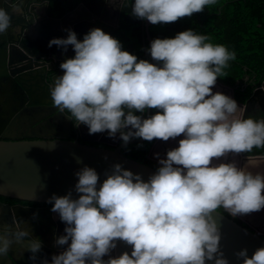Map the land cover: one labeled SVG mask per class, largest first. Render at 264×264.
<instances>
[{
  "label": "clouds",
  "instance_id": "clouds-1",
  "mask_svg": "<svg viewBox=\"0 0 264 264\" xmlns=\"http://www.w3.org/2000/svg\"><path fill=\"white\" fill-rule=\"evenodd\" d=\"M216 3L134 0L131 15L152 25L169 24ZM22 5L23 0L9 4L11 14L0 7V35L12 26L13 15L23 14ZM65 31L67 38L48 44L65 52L71 46L75 53L59 65L63 75L49 89L54 108L70 113L88 135L107 132L116 139L119 133L124 146L133 139H183L159 159L160 167L147 182L118 163L105 171L102 184L95 169L77 171L74 189L47 200L65 224L64 234L54 238V247L64 250L52 255L51 264H229L213 213L223 208L236 218L264 210V175H253L234 160L219 162L264 148V120L237 116L245 108L212 91L235 52L186 30L151 41L147 52L156 63H150L122 51L121 43L100 28L91 29L82 41L74 31ZM148 109L156 110L149 118L135 114ZM117 242L130 246L131 253L113 258ZM14 244L31 253L33 264L43 247L19 221L14 230L0 227V257ZM234 255L243 264H264V247L251 258L247 249Z\"/></svg>",
  "mask_w": 264,
  "mask_h": 264
},
{
  "label": "water",
  "instance_id": "water-1",
  "mask_svg": "<svg viewBox=\"0 0 264 264\" xmlns=\"http://www.w3.org/2000/svg\"><path fill=\"white\" fill-rule=\"evenodd\" d=\"M34 1L36 0H23L22 15L25 14L27 6H29V4ZM15 3H17V0H6L2 7L8 8L9 4ZM79 9L84 12L83 15L78 17L79 20L87 19V21H91L94 15H98L96 12V7L92 4H90L88 8H86L83 4H80L79 7L74 11L75 14ZM8 11L10 13L11 9L8 8ZM28 13L30 17L31 15H34L32 5L31 8L28 9ZM20 17H15L14 15L12 16V20H15L17 25L11 26L5 35L6 41L5 48L3 49V54L8 57L9 66L11 67L12 65L16 64V67L24 68L23 70L22 68H20L22 72H27L30 69L36 68L35 70L31 71L35 72L36 74L39 73V71L40 73H45L46 70H55V64L47 62L49 56L46 57L44 55H39L38 53L34 54V52H48V49L46 48L47 46L44 43L37 44L34 42L36 51L34 48H25L24 45L17 47L14 44L15 35H13L12 27L20 26ZM69 17H71L70 14H67L62 19H55L53 20V22L56 23V27H59L60 22L66 21ZM46 18L48 20H52L48 17L47 11ZM75 18L77 19V17ZM142 30L144 31L143 23ZM17 35L18 37H23L24 31L22 30V28H19V32L17 33ZM36 36V34H34L33 37H31V35H26V39L22 38V40L32 41V38ZM39 38L44 39L41 36ZM143 42L146 60L150 62L145 46L144 35ZM73 54H75L74 51ZM29 57L31 58L29 59ZM52 58L54 59V57ZM28 60L33 64V66H25V64L27 63L26 61ZM54 60L56 62L63 61V59L61 58H55ZM20 72L21 71H18V75L15 76L17 78L16 80L18 81ZM216 83L223 86L224 88H229L233 95V88L227 87L226 85L218 81ZM37 84H39V89L36 97L41 102H36V100L33 102L36 104L42 103V105L45 106L47 104V98L50 95L49 89L50 87H52V85L47 82L45 75L39 76ZM40 84L42 85L40 86ZM36 88H38V86ZM260 92H262V90L260 88H256L252 92V96L244 104H239L242 108H245V111L241 113L240 116L246 118V116L249 114L250 107L254 108L258 103L257 97ZM59 116L60 117H58V120L64 123L66 127L68 126L70 130V122L72 119L70 115H67L64 112V114H59ZM149 117L150 109L147 110V118ZM65 119L67 120V123ZM78 130H80L82 133L88 131L87 127L84 125H80L78 127ZM124 131H127V129H125ZM106 133L107 132L100 133L98 135L99 137H101L102 134ZM6 137L7 136H5L4 140L0 139V197H5L21 202L48 204L47 200L53 194L57 196L66 195L69 190L74 189L75 184L78 182L75 173L84 166H88L96 170L100 177L99 184H102L104 179H106V177L104 176L105 171H110L111 166L117 163L122 165L125 170L131 171L134 175H140L145 182H147L148 178L151 175L155 174L158 169L140 163L126 156L122 152V148L126 147L124 146L123 142L116 149H107L89 146L78 141L64 140L60 138H56L53 140H43L42 137L39 140H12ZM85 140H88V138L85 137ZM159 141L160 140H157L155 144H158ZM140 142H144V140L133 139L127 144V146L132 143ZM155 144L150 151V158H152L153 150L156 146ZM240 157L242 163H244L242 164V169L251 166L250 168L254 170V175H264V155L240 154ZM248 157H254L256 159L249 160ZM246 164L248 166H246ZM259 168L260 170L263 169V171H261L263 174L259 172ZM73 198H77L74 192ZM50 209L51 208L32 211L29 208H25L22 206L12 207L0 201V210L4 212L2 219H5L8 223L12 224V226H14V222L18 221L21 223H23L24 221L32 224L35 223V230L39 229V222H48L47 220H51L52 213ZM33 214H36L35 220L33 219ZM213 216L217 220L218 226L220 227V231L222 234L220 247L224 252L225 257L229 260V264H243L242 260H238L235 257L234 253L236 252L247 249L248 256L249 258H251L253 253L258 248L264 247L263 225L256 227L254 226L255 224H252L248 220V216H260L252 213L250 215L244 216V220L239 217L238 219L241 220L247 226V228L236 222L233 217H227L218 210L217 214L213 213ZM263 219L264 215H262V220L258 219L256 220V222H263ZM64 228L65 224L62 223L59 229L64 232ZM42 233L44 234L42 235L44 236L43 240L46 241L48 239V234H45L44 232ZM56 237L59 236L57 235ZM13 246H15V244ZM63 250L64 248L59 246L49 248L48 246L43 245L41 252L37 254L38 259L35 264H40V261L44 258H47L49 260V264H51L52 255L59 254ZM110 255L115 258L120 254L119 252L113 250ZM7 256L11 261L10 264H33V262L29 259L30 255L23 258L24 263L21 261L22 259L20 260L17 254L12 250L9 251V254ZM5 260L8 261L7 258H5ZM206 264H211V262H206Z\"/></svg>",
  "mask_w": 264,
  "mask_h": 264
},
{
  "label": "flooded vegetation",
  "instance_id": "flooded-vegetation-1",
  "mask_svg": "<svg viewBox=\"0 0 264 264\" xmlns=\"http://www.w3.org/2000/svg\"><path fill=\"white\" fill-rule=\"evenodd\" d=\"M6 0H0V7L3 6ZM48 3V4H47ZM80 4H83L86 8L90 4L96 7V12L98 15H94L91 21H87V19L79 20L78 17L84 14V12L79 9L75 14V10L79 7ZM34 15L30 17L28 13V9L31 8ZM37 5H42L41 7H37ZM131 0H83L80 2L74 9L69 10L62 16H52L49 14V1L48 0H36L27 6V10L24 15H19V25L17 27H12L14 36V44L17 47L24 45L25 48H34L35 43L37 44H45L48 49V52H34V54L44 55L46 57L49 56L47 62L55 64V70H46L45 73H35L31 72L34 69H30L25 72L22 70V67H16V64L11 67L8 64V57L3 53V49L5 48V35H0V139L4 140L6 138H10L12 140H53L56 138L70 140V141H78L82 144H86L89 146L99 147V148H107V149H116L122 141L119 139V135L117 133L116 139H111L108 137L107 133L102 134L99 137L98 134L88 135V131L82 133L78 130L76 126V121L72 118L70 122V130L69 127L64 125V123L58 120L59 112L56 108L53 107V102L49 97L47 98V104L44 106L42 103H34L33 101L37 99V93L39 89L38 78L41 75H45L47 82L53 85L54 80L57 76L63 75L59 65L64 62L66 59L74 58L72 47L69 46L67 52H65L61 48H57L56 46L48 47L49 41L54 38H67L66 29H70L77 34L78 40H83L84 35H86L91 29L100 28L106 34H109L113 38L116 34H114L110 29L118 30L121 22V18L124 12L127 10L124 7H131ZM46 11L48 13V17L52 20H48L46 18ZM74 12V13H71ZM11 14V12L9 13ZM67 14H70L66 21L60 22L59 27H56V23L53 20L62 19ZM17 17L16 15H14ZM77 17V19L75 18ZM79 20V21H77ZM17 25L15 20H12V26ZM19 28H22L24 31L23 37H18L17 33L19 32ZM18 29V30H17ZM36 34L37 36L32 38L31 40H22L26 39V35H31V37ZM43 37L39 38V37ZM30 37V38H31ZM38 38V39H37ZM43 40V41H42ZM21 49V48H20ZM23 51V50H22ZM36 51V49H35ZM31 56V55H30ZM52 57L61 58L63 61H55ZM31 57H29L30 59ZM44 61V60H42ZM55 61V62H54ZM26 67L33 66L32 63L26 61ZM22 68V70L20 69ZM19 73V81L16 80L15 77ZM41 83V82H40ZM42 84H40L41 86ZM38 86V88H36ZM256 88H260L262 92L259 93L257 99L258 103L254 108L250 107L249 114L246 117H251L254 120H264V77L262 78L259 85H256ZM254 89V90H255ZM253 90V91H254ZM252 96V94H251ZM250 96V97H251ZM41 102V101H39ZM42 106H40V105ZM67 115H70L67 111H65ZM64 114V113H63ZM139 115V113H135ZM140 115L145 118L144 113H140ZM147 116V115H146ZM71 117V116H70ZM66 120V119H65ZM67 123V120H66ZM84 134V135H83ZM87 134V135H86ZM4 137V138H3ZM85 137L88 140H85ZM138 143H132L130 145H134ZM128 145V146H130ZM128 146L122 148V152L124 153L127 150ZM264 149V148H263ZM264 155V154H261ZM159 167V166H158ZM0 201L6 205L16 207L22 206L25 208H29L30 210H39V209H48L51 208V205L48 204H39V203H31V202H21L17 200L8 199L5 197H0ZM52 213V212H51ZM4 212L0 210V227L3 225L12 226V224L8 223L5 219H2ZM48 222H39V229L35 230V223H27L24 221L21 223V227L27 231H29L33 238L38 237L40 240L42 239V244L44 246H48L49 248L54 247V238L58 235H63L64 232L59 229L62 222H60L57 214L52 213L51 220H47ZM13 230H14V226ZM48 234V239L46 241L43 240L44 235ZM14 251L20 260L23 262V258L25 256L31 255L19 245L12 246L11 249ZM119 252L121 255L124 252H128L129 254L132 251L130 246L125 245L123 242H117V248L114 249ZM116 253V252H115ZM5 258H7L6 261ZM109 257H104L107 260ZM28 259V258H27ZM4 260V261H3ZM10 259L8 256L0 257V264H10ZM24 263V262H23ZM13 264V263H11Z\"/></svg>",
  "mask_w": 264,
  "mask_h": 264
},
{
  "label": "trees",
  "instance_id": "trees-1",
  "mask_svg": "<svg viewBox=\"0 0 264 264\" xmlns=\"http://www.w3.org/2000/svg\"><path fill=\"white\" fill-rule=\"evenodd\" d=\"M48 1L49 14L56 17L74 9L83 0ZM133 3L134 0H131V7H124L127 12H124L121 18V27L118 30L110 29L116 34L117 38L115 39L121 43L122 51L135 55L138 60H146L143 35L146 50L150 48V43L154 39L174 38L178 33L186 30L207 35L211 39L206 42L224 45L230 52L236 54V59L229 61V67L224 69L226 76L217 79L218 82L233 88V95H230L228 89L217 83L212 89L213 93L220 92L231 98L233 96L237 105L244 104L250 98L256 85H259L264 77V0H217L215 5L207 6L201 13H194L191 17L181 18L174 23L158 25L134 18L131 15ZM148 57L150 63H156L149 54ZM155 112L156 110L150 109V117ZM144 115L147 118V110ZM239 115L238 112L237 116ZM247 118L249 117L245 119ZM180 139H183V135L172 142L168 141V151L178 147ZM156 142L157 140L144 141L130 145L124 154L140 163L159 168V163L150 158V151ZM243 154L261 155L264 154V149L253 148L251 153ZM219 162L227 163V160ZM218 211L231 217L223 208ZM255 215L262 216L264 211L256 212ZM234 220L247 228L238 218H234Z\"/></svg>",
  "mask_w": 264,
  "mask_h": 264
},
{
  "label": "rangeland",
  "instance_id": "rangeland-1",
  "mask_svg": "<svg viewBox=\"0 0 264 264\" xmlns=\"http://www.w3.org/2000/svg\"><path fill=\"white\" fill-rule=\"evenodd\" d=\"M230 95H232V93H231V90H229V92H228ZM240 116V115H239ZM178 138V137H177ZM170 142H172L173 141V139H170L169 140ZM168 142V141H167ZM167 142H164V141H159L158 142V144L155 146V148H154V150H153V155H152V158H153V160H155L157 163H159V159H164V158H166V155L165 154H163L162 155V153H163V150H164V148L165 147H168L167 146ZM158 154V155H157ZM162 155V156H161ZM160 157V158H159ZM162 157V158H161ZM233 160L234 161H236V156L234 157L233 156V159H231V161L233 162ZM231 163V162H230ZM236 163V162H235ZM237 164V163H236ZM259 167H261V166H259ZM261 171H263V169H261L260 170V168H259V172L260 173H262ZM264 172V171H263ZM263 174V173H262ZM264 211V210H263ZM237 218H239V217H237ZM241 219H243L244 220V216H241L240 217ZM258 219H261L262 220V216H260V217H253V216H248V220L252 223V224H255L254 226H256V227H259V226H262V227H264V219H263V222H259V223H257L256 222V220H258Z\"/></svg>",
  "mask_w": 264,
  "mask_h": 264
},
{
  "label": "crops",
  "instance_id": "crops-1",
  "mask_svg": "<svg viewBox=\"0 0 264 264\" xmlns=\"http://www.w3.org/2000/svg\"><path fill=\"white\" fill-rule=\"evenodd\" d=\"M144 43V42H143ZM145 52V51H144ZM228 87V86H227ZM226 89H228V90H230L229 88H226ZM239 106V105H238ZM240 115H241V113H240ZM167 151H168V148L167 147H165L164 148V152L162 153V155L163 154H165L166 155V153H167ZM161 155V156H162ZM231 159H233V156H229L228 157V159H227V163H230V162H232L231 161ZM236 163H237V166L239 167V168H241L242 167V164H244V163H242V160H241V157H240V155H238V156H236V161H235ZM246 166H248L247 164H246ZM251 166H248V167H246V168H244V170L245 171H247V172H251L253 175H254V170L252 169V168H250Z\"/></svg>",
  "mask_w": 264,
  "mask_h": 264
}]
</instances>
